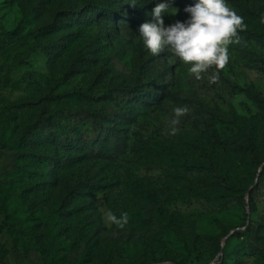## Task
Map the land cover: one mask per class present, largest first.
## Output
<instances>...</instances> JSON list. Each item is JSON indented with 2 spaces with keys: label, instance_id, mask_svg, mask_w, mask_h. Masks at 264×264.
Masks as SVG:
<instances>
[{
  "label": "rangeland",
  "instance_id": "1",
  "mask_svg": "<svg viewBox=\"0 0 264 264\" xmlns=\"http://www.w3.org/2000/svg\"><path fill=\"white\" fill-rule=\"evenodd\" d=\"M149 2L0 0V139L4 134L8 142L0 149V264H264V46L257 37L264 33V0H227L246 27L238 30L239 43L228 46L229 63L215 83V66L197 80L190 64L144 47L139 27L152 19ZM194 3L176 0L178 12L165 16V24L187 20L184 8ZM79 88L92 90L96 100L82 110L103 107L104 116H85L82 132L104 124V134H117L108 149L120 141L128 150L129 158L120 155L116 163L119 184L109 190L95 176L109 169L102 162L71 167L70 160H55V167L51 159L39 173L29 150L42 131L51 133L52 122L29 141L22 138L23 105ZM177 107L188 113L173 125ZM120 115L133 126L116 124ZM210 128L238 148L235 156L227 149L213 153L227 181L218 174L173 176L151 162L140 166L143 145L177 148L189 140L200 146ZM61 149L60 156H71ZM191 160L203 166L199 157ZM142 188L148 200L138 218L123 227L110 221L109 215H124L122 199ZM113 245L119 250L110 257Z\"/></svg>",
  "mask_w": 264,
  "mask_h": 264
},
{
  "label": "trees",
  "instance_id": "2",
  "mask_svg": "<svg viewBox=\"0 0 264 264\" xmlns=\"http://www.w3.org/2000/svg\"><path fill=\"white\" fill-rule=\"evenodd\" d=\"M92 10L97 13L98 9L92 8ZM109 17V21L115 19L113 15H109ZM257 37L260 44L264 46V33L260 32ZM93 94L94 93L92 92V90H83L79 88L74 92L69 93V95L66 97H60V95H56V97L45 98L37 106H32V104L28 103L23 105V108H21V110L26 111H24L23 113L25 129L22 138L26 141H29L31 137L39 134L40 128H42L45 124L52 122L53 126L50 130L51 133L46 135L44 131H42V133L39 134V141L35 142L34 148L29 150L32 159L41 164L39 173H44V170H46V164L51 159L54 160L55 167L57 164L55 160H58L59 163L66 159L70 160L71 167L79 161H81L82 163L88 161L94 164H101L102 162L107 164V168L109 169H107L106 171H101L95 176L96 179L100 182H108L105 188L109 190L112 189L115 186L116 182L119 180V166L116 165V163L119 162L120 157H123L120 155L124 154L123 159H128L129 156L127 155L128 150H126V148L124 150V144H122L120 141H116V148L114 147L111 151L108 149L109 144L113 139L116 138L117 134L112 133V135H110L109 132H107V134H104V124L101 125L98 130H94L93 132H82L81 128L84 129L87 126L85 122V116L90 119H95L96 117H99V115H101L103 112V107L102 109L100 108L95 111L82 110L87 105V108H93L91 100H94V102H96V100L92 96ZM65 99H70V101H68L67 104H64L63 101H65ZM105 102H102V105L105 104ZM97 103H100V101L98 100ZM54 104H57L56 112L55 110L53 111L52 105ZM37 107H39L41 110L38 111L37 114H34L33 110ZM75 107H80V109L74 110ZM14 115L16 117V114ZM101 116L104 117L103 115ZM72 117H75V119H73ZM3 119L4 120L2 122V127L6 128L10 124L11 120L10 108L4 114ZM63 119H66L65 122H63ZM118 119L119 120L116 121V124L118 125L121 124L123 125V127L133 126V122L127 120L129 118L126 117V115H120L118 116ZM69 121H72V123L77 121V125L72 128V123ZM112 130L116 131L115 128H113ZM209 131L210 132L208 133V137L205 140H202V145L200 144V146L196 147L191 145V141L189 140H185V142H182L180 144L178 143L179 146L177 148L165 147L161 142L155 143V145L153 146L148 145V143H144L148 146L143 145V147L140 148L142 152L139 153V155H136L140 158V161L138 162L140 166H144L149 162H151L152 164L154 163V165H156V167H159L161 171L173 176H178L184 172L188 174H218L221 175L224 181H227V170L225 169V166H216L215 161L212 160L213 153L216 154L220 151L225 152L224 149H227L231 156H235L238 148L231 145V142L221 139L217 135L215 129L210 128ZM75 142H78L79 145H70ZM7 143L8 142L5 139V135L3 134L2 138L0 139V149H5ZM181 145L184 146L181 148ZM135 147V149H137V146ZM61 148H69L68 153H70L71 156H69V158H67L66 155L60 156V150H62ZM47 151H49V153H47ZM45 154H48V157H46ZM54 156H56V158H54ZM193 157H199L203 161V163L199 164H203V166L194 165L193 162L195 161L191 160V158ZM128 177L131 183H135L134 186H140L141 188V184L139 182H135L129 175ZM118 184L119 182H117V185ZM228 184H230V182H228ZM139 191L141 192L138 193L139 196L137 197L129 196L125 197V199H122L120 209L123 214H127L129 220L138 218V215L140 213L138 211L141 210V207L145 203H147L146 200L148 199L145 196L146 194L144 189L142 188V190L140 189ZM238 203H240L239 200ZM118 250V245L110 246L109 256L113 257L118 253Z\"/></svg>",
  "mask_w": 264,
  "mask_h": 264
},
{
  "label": "clouds",
  "instance_id": "3",
  "mask_svg": "<svg viewBox=\"0 0 264 264\" xmlns=\"http://www.w3.org/2000/svg\"><path fill=\"white\" fill-rule=\"evenodd\" d=\"M176 0H150L155 6L151 11L152 19L139 27L144 47L153 55H159L167 50L174 57L185 64H190L189 72L197 79L201 74L215 66L217 72L213 74L211 83L219 79V70L229 63L228 46L239 43L238 30H243L246 25L243 18L231 10L227 0H195L194 5L184 8L188 14L185 21H176L166 25L164 17L172 16L178 12L173 7ZM136 6V3H131ZM169 9L174 11L169 15ZM233 37H237L233 40ZM188 113L187 107L174 109L176 119ZM173 134L175 128H173ZM127 214L121 218L109 215V220L123 227L127 223Z\"/></svg>",
  "mask_w": 264,
  "mask_h": 264
}]
</instances>
